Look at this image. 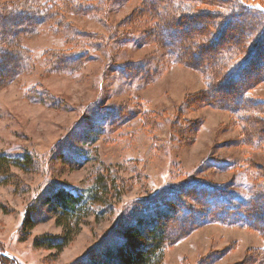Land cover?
<instances>
[{"label": "rangeland", "instance_id": "obj_1", "mask_svg": "<svg viewBox=\"0 0 264 264\" xmlns=\"http://www.w3.org/2000/svg\"><path fill=\"white\" fill-rule=\"evenodd\" d=\"M232 1L264 12V0ZM183 5L163 17L145 0H0L1 14L32 10L42 22L7 38L16 44L0 33V48L23 51L18 61L0 54L15 62L0 74V153L35 162V171L13 168L12 182L0 185V255L9 259L0 256L1 264H120L128 229L160 216L175 228L161 264H264V232L230 223L239 210L229 223L202 217H227L224 204L247 202L254 185L264 189V141L249 134L264 122V80L242 82L245 108L236 98L218 100L216 90L217 98L203 96L223 81L211 84L212 74H226L251 46L221 53L215 69L203 59L209 52L198 57L221 28L210 31L206 18L225 22L232 7ZM164 18L183 27L166 38L178 45L174 52L161 39ZM65 59L64 68L55 66ZM200 187L220 197L201 195ZM62 192L79 200V230L61 252L38 248L37 238L63 235L56 223ZM169 206L174 217L166 216ZM27 216L34 227L21 241Z\"/></svg>", "mask_w": 264, "mask_h": 264}, {"label": "trees", "instance_id": "obj_2", "mask_svg": "<svg viewBox=\"0 0 264 264\" xmlns=\"http://www.w3.org/2000/svg\"><path fill=\"white\" fill-rule=\"evenodd\" d=\"M145 1L148 3V7L150 10H157L160 8V10H162L164 13V17L166 8L169 7L168 9L171 10L173 8L174 10V7L176 5V9L179 8V11H182L181 9L184 7L183 2H185L187 6H189L194 0ZM210 2L224 5V9L230 5L232 7V10L228 12V16H225V22H217L216 20L212 22L210 20L212 15H208L209 18H206L208 22L206 23L208 26L207 28L211 29L210 31H212V29H216L218 25L221 28L218 32V35L216 36V43L209 45L207 48L201 49L200 56L198 57L202 58L201 53L209 52V56H205L203 57V59L208 60V63L211 65L213 64V67L216 69L215 64L218 62V58L221 53L230 54L232 51H235L237 49L241 51V47L246 44L247 46L251 47L248 57L240 62L233 64L234 66L232 65L226 74H215L216 71L212 74L213 77L210 81L211 84L214 85L215 81H218L216 79H222L223 81L219 88L214 89L212 87V92H209L208 95H206V93H203V96L207 98L208 96H210V98H212L214 96L216 97L217 93L222 96L219 97L218 100L230 101L233 100V98H236L235 102L238 104L237 106L239 108H245L247 106V103L243 99L245 94L244 87L246 86L247 88L253 82L258 84L259 82L264 80V12L262 10H257L256 7L244 6L239 4L237 1L232 0H210ZM173 10L171 11L173 12ZM17 11L19 10H16V12ZM174 11L177 12V10ZM74 12H76V10H73V13ZM19 13L15 14L13 12H10L11 16H8L7 13H0V33L6 38L4 43L16 44L15 41H7V38L16 36L20 31H26L27 29L31 30L34 25H40V23H42L37 22L38 19H36L32 10L25 11V13H23L25 16H21ZM217 20L219 21V19ZM162 21L165 23H163V27L160 30L161 39L165 47H169L168 50L174 52L177 50L178 45L176 46L175 43L167 40L166 38H171L174 36V34H178L179 32H181V28L183 27L172 26L171 22L173 21L167 20L165 18ZM237 21H242L241 25H238L236 23ZM188 22H191L190 18ZM214 25H216V27ZM246 26L248 27L246 28ZM198 28L202 29L200 26ZM186 29L187 27L185 28V30ZM226 33L228 34V40L227 38H225V40H222ZM251 33L257 34L261 38L256 39L255 37H247ZM221 46L224 47L220 48ZM172 48L176 50H172ZM16 49V47L13 50L0 48V54H16L12 58L15 57L17 61L21 60L23 51L18 52L15 51ZM22 49L25 50V48ZM5 50H7V52H5ZM243 51L246 52L245 48L243 49ZM73 57L74 56L68 57V62H71ZM12 58L9 60V58L7 57L4 61H0L2 67L0 69V74L2 72H6V67L8 64L15 63L11 61ZM80 58L81 57H79L78 59ZM63 64L64 66L59 61L55 66H57V68H64L66 66V59L63 60ZM242 82H244V87H242ZM254 131H257V133L255 134L260 137V140L264 141V122L256 123L252 129L250 128L249 134H253ZM13 168H19L23 169L26 172H32L35 171V162L30 155H23L22 157L13 158L5 153H0V185H7L8 183H10V181L12 182V180L15 178V175L12 173ZM100 183V186L102 188H105L106 185L108 186V184H104V182ZM254 186L257 194L249 198L247 202L241 201L235 206L231 205L230 203L224 204L227 209L223 208L222 214H225L227 217L218 218L220 217L219 212L214 213L213 216L206 212L205 215L201 214L202 217H206L204 220H206L207 222L209 220H220L222 222L229 223L227 218H234L236 216V210H239L238 218H234L230 223L234 224L237 221H242L245 225H249V228L264 232V189L258 192L259 187L256 185ZM198 192L201 195H206V197L209 198L220 197V195H217V190L208 187H200ZM179 194L180 193H177L175 196H173V199L178 198L177 195ZM94 198L96 199L97 203H103L101 200H99L97 194L94 196ZM57 200L59 201L63 212L57 218L56 223L63 229V235L60 237L44 236L42 238H37L35 240V246L38 248L45 247L48 250H56L58 252H61L73 241L75 235L77 234V231L79 230L80 224L77 222L74 223L73 220L80 216L81 208L79 209L77 207L79 200L76 197L67 195L63 192L57 197ZM172 207L174 206H169L166 208V216L173 215L174 217L176 215V212ZM186 212V214L189 213L188 210H186ZM31 218L27 216L23 223L21 241H25L26 239H28L30 231L34 227V221H32L33 219ZM143 218L144 215H142L141 219ZM160 219L163 220V223L162 220L161 222H158ZM170 220V217L165 218L163 216H160L159 218H157L156 224L152 226L150 225L148 226V228L141 226L142 221L138 222L137 226L129 228L117 250L120 264H161L167 244L171 243L170 236L172 238L173 234L170 235L169 233L175 230V228L171 226H169L168 230V226H165L169 223ZM0 256L5 258L6 260L8 258L4 253ZM256 260L260 261V257H256ZM84 263L85 262H83V259H78L76 261V264ZM4 264L7 263L5 262ZM92 264L101 263H99L98 261H94V263Z\"/></svg>", "mask_w": 264, "mask_h": 264}]
</instances>
